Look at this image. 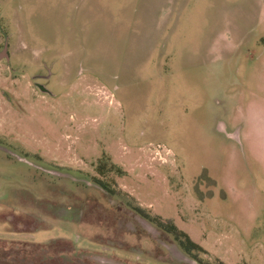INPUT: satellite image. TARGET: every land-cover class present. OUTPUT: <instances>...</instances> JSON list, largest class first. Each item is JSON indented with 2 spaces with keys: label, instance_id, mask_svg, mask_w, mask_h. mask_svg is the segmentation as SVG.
<instances>
[{
  "label": "rangeland",
  "instance_id": "rangeland-1",
  "mask_svg": "<svg viewBox=\"0 0 264 264\" xmlns=\"http://www.w3.org/2000/svg\"><path fill=\"white\" fill-rule=\"evenodd\" d=\"M5 43L0 239L196 264L142 219L141 245L81 221L107 153L204 263L264 264V0H0Z\"/></svg>",
  "mask_w": 264,
  "mask_h": 264
},
{
  "label": "trees",
  "instance_id": "trees-1",
  "mask_svg": "<svg viewBox=\"0 0 264 264\" xmlns=\"http://www.w3.org/2000/svg\"><path fill=\"white\" fill-rule=\"evenodd\" d=\"M96 174L91 176V183L99 194L87 191L84 196H77L81 202V221L94 223L113 230L122 236L134 235L141 245V239H150L149 232L142 228L138 219L152 225L157 231L156 242L168 247L175 245L180 252L196 264H206L199 253L207 251L181 229L172 218H164L152 214L147 208L135 203V198L118 187L115 177L123 176L125 171L113 162L107 153H103L95 164ZM129 221L135 223L134 228L127 226ZM123 250H131L129 242L121 241ZM155 248V247H154ZM153 248V249H154ZM164 248L157 247L149 253L156 259L164 260ZM143 250L141 253H146ZM97 254L104 257L97 258ZM0 264H145L138 259L109 254L95 249L77 247L72 240L61 239L50 242H31L24 240L0 239Z\"/></svg>",
  "mask_w": 264,
  "mask_h": 264
},
{
  "label": "water",
  "instance_id": "water-1",
  "mask_svg": "<svg viewBox=\"0 0 264 264\" xmlns=\"http://www.w3.org/2000/svg\"><path fill=\"white\" fill-rule=\"evenodd\" d=\"M4 58L8 59L7 43H5L4 48L0 51V61Z\"/></svg>",
  "mask_w": 264,
  "mask_h": 264
}]
</instances>
